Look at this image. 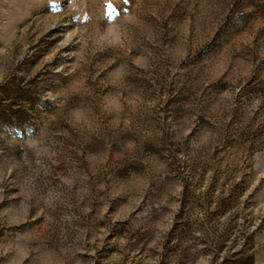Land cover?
Wrapping results in <instances>:
<instances>
[{"label": "rangeland", "instance_id": "rangeland-1", "mask_svg": "<svg viewBox=\"0 0 264 264\" xmlns=\"http://www.w3.org/2000/svg\"><path fill=\"white\" fill-rule=\"evenodd\" d=\"M0 264H264V0H0Z\"/></svg>", "mask_w": 264, "mask_h": 264}]
</instances>
